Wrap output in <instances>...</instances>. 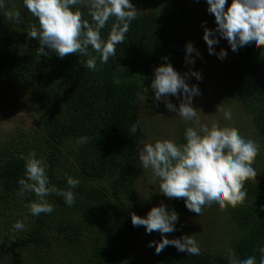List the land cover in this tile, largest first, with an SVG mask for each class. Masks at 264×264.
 Wrapping results in <instances>:
<instances>
[{"label":"trees","instance_id":"16d2710c","mask_svg":"<svg viewBox=\"0 0 264 264\" xmlns=\"http://www.w3.org/2000/svg\"><path fill=\"white\" fill-rule=\"evenodd\" d=\"M194 2L208 7L207 0ZM230 3L227 0L225 7ZM12 7L21 12L20 23L5 15ZM75 7L82 19L92 23L85 4ZM196 13L188 4L138 11L125 40L116 46V55L105 64L97 58L93 71L83 66L89 58L85 55L60 58L49 50L48 56L38 57V40L27 35L38 20L23 0H5L0 9V105L23 99L34 102L40 112L29 128L0 138V264H133L131 255L141 232L131 220L141 206L138 161L144 122L139 102L156 67L169 62L177 67L172 51L179 28L173 22L187 24ZM113 22L110 18L102 37H107ZM219 41L230 46L225 38L219 36ZM89 52L98 57L91 46ZM220 74L241 114L251 122L252 139L262 154L264 46L239 48L223 63ZM137 122V132L131 133ZM189 126L177 127V143L184 142ZM80 137H87V142L78 144ZM33 150L47 163L49 181L58 189H68L67 176L80 180L72 206L63 196L50 193L53 212L30 214L27 205L37 198L31 192L21 194L18 180L26 179L20 154ZM245 188L244 203L221 208L232 225L228 247L200 248L201 255L193 256L168 245L155 254L153 264H229L228 249L240 259L255 256L259 264L257 249L264 246V178L248 179ZM166 206L178 214L188 210L184 198H170ZM17 220L24 222V230L13 229ZM176 233L167 238H178Z\"/></svg>","mask_w":264,"mask_h":264},{"label":"clouds","instance_id":"9594fccd","mask_svg":"<svg viewBox=\"0 0 264 264\" xmlns=\"http://www.w3.org/2000/svg\"><path fill=\"white\" fill-rule=\"evenodd\" d=\"M81 3L88 7L92 23L82 19L83 13L75 7ZM226 4L227 0H207V11L214 15L216 22L215 29L205 28L203 33L209 54L214 52L213 45L219 43L217 33L227 40L234 52L239 48L264 46V0H231L227 7ZM23 5L38 20V24L33 23L27 32L28 37L39 42L36 49L38 57L48 56L49 50L60 58L68 54L85 55L89 58L83 62V66L93 71L97 68V58L101 64H105L109 57L116 55V46L123 43L138 13L131 0H23ZM4 8L5 0H0V9ZM5 15L9 20L21 22V12L15 7L7 10ZM110 18H114V22L104 38L101 30ZM89 46L98 57L89 52ZM194 51L193 44L187 43L186 53ZM217 55L223 59L227 52L221 49ZM188 59L194 63L190 57ZM186 75L182 76L170 62L154 69L150 85L154 99L163 100L169 111L185 121H192L193 126L185 129L183 143L172 139L145 143L139 149V160L143 169H151L153 176L158 178L159 192L168 198H184L186 208L198 216L205 206L216 204L224 208L244 203L247 197L245 181L257 176L253 162L259 145L235 128L201 123L192 104L193 97L200 94L199 88L195 84L189 86ZM191 75L197 80L201 79L199 72L193 71ZM114 82L119 83V80L114 79ZM169 94L181 98L179 107L168 100ZM220 110L226 121L232 119L230 109ZM137 130L138 122L130 127L131 133ZM87 139L80 137L77 143H86ZM20 159L25 161L26 179L18 180L19 190L21 194L26 191L34 193L37 198L27 205L32 216L53 212L54 205L47 199L50 193L63 196L69 207L73 205V190L80 184L78 178L67 176L68 189H58L49 181L47 163L43 158H38L34 150L26 156L21 153ZM131 220L133 226H144L149 234L153 231L161 234L158 242H149V247L154 246L157 254L166 246L173 245L187 255H201L199 243L193 235L172 239L163 235L174 232L178 221V213L165 204L153 206L145 216L132 213ZM25 227L21 220L13 224L15 231H22ZM257 251L260 253L259 264H264V246L258 247ZM227 252L229 264H257L255 256L240 259L233 249Z\"/></svg>","mask_w":264,"mask_h":264},{"label":"rangeland","instance_id":"374dc122","mask_svg":"<svg viewBox=\"0 0 264 264\" xmlns=\"http://www.w3.org/2000/svg\"><path fill=\"white\" fill-rule=\"evenodd\" d=\"M131 2L139 12H146L155 5L169 6L171 9L180 7L182 4L195 6L197 13L190 16L187 24L173 22L174 27L179 28L174 37L176 51H172L178 60L176 70L182 76L187 73L185 79L189 86L195 84L199 88L200 94L193 97L192 104L197 109L201 123L209 126L212 123H217L220 127H232L244 137L252 139L254 137L252 124L241 114L220 74L223 63L235 57L237 51H232L230 46L219 41L218 44L213 45V54H209L208 46L203 39L205 28H216L215 17L207 11L208 7H199L194 0H131ZM217 38L219 39L218 33ZM189 42L196 49L191 54L186 53V44ZM221 49L227 52V56L223 59L218 58L217 55ZM197 51L199 55H197ZM189 57L194 63L189 62ZM193 71L199 72L201 79L197 80L195 76L191 75ZM150 85L151 83L146 86L139 102L141 120L144 122L140 148L145 143H153L158 139H172L177 142V127L183 124L193 126L192 121H185L175 112L169 111L163 100L156 101ZM168 100L177 107L181 102V98L171 94H169ZM10 104L0 105V138L4 140L17 129L29 128L35 116L38 117L40 112L39 107L31 101L24 102L23 99H19ZM221 108L230 109L232 113L230 121L224 119ZM257 144L259 145L258 142ZM258 156L260 158L257 160ZM255 159L254 168L256 172L261 173L256 177L264 178V152L258 153ZM138 162V186L141 201L138 213L139 216H145L153 206H158L161 203L166 205L170 198L159 192V180L153 176L151 169H143L140 160ZM176 231V235L179 237L193 235L201 249H223L228 247L229 238L232 236V225L226 214H223L222 209L213 204L205 206L198 216L190 210L178 214ZM169 234L163 235L168 237ZM160 239L161 234L158 231L149 234L145 227L141 226L139 240L131 255L132 263L153 264L156 252L154 246L149 247V242H158Z\"/></svg>","mask_w":264,"mask_h":264}]
</instances>
